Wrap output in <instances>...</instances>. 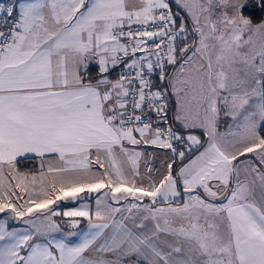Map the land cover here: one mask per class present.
Instances as JSON below:
<instances>
[{
	"label": "snow or ice",
	"instance_id": "1",
	"mask_svg": "<svg viewBox=\"0 0 264 264\" xmlns=\"http://www.w3.org/2000/svg\"><path fill=\"white\" fill-rule=\"evenodd\" d=\"M248 6L0 0V264H264Z\"/></svg>",
	"mask_w": 264,
	"mask_h": 264
},
{
	"label": "trees",
	"instance_id": "2",
	"mask_svg": "<svg viewBox=\"0 0 264 264\" xmlns=\"http://www.w3.org/2000/svg\"><path fill=\"white\" fill-rule=\"evenodd\" d=\"M245 14L251 15L254 22H258L261 18H264V8L259 6L258 0H249V6L245 9ZM95 69L93 68V72ZM115 75V73H113ZM31 162L26 165L28 168L35 169L36 166H31Z\"/></svg>",
	"mask_w": 264,
	"mask_h": 264
},
{
	"label": "crops",
	"instance_id": "3",
	"mask_svg": "<svg viewBox=\"0 0 264 264\" xmlns=\"http://www.w3.org/2000/svg\"><path fill=\"white\" fill-rule=\"evenodd\" d=\"M147 150L150 151V152L151 151H156V149H154L152 147H148ZM33 165H35L36 167H38V164H36V163H32L31 164V166H33ZM87 202L90 203L91 205H93V207H94V197L88 199ZM80 203H81V201L79 199L77 201H74V202L73 201L61 202L59 204V208H60V210H61V208H64V207H72V208H75V207H78ZM11 226H17V225L10 224V227Z\"/></svg>",
	"mask_w": 264,
	"mask_h": 264
},
{
	"label": "rangeland",
	"instance_id": "4",
	"mask_svg": "<svg viewBox=\"0 0 264 264\" xmlns=\"http://www.w3.org/2000/svg\"><path fill=\"white\" fill-rule=\"evenodd\" d=\"M72 207H64V208H61V211H64V210H69L71 209ZM17 226H20V225H17Z\"/></svg>",
	"mask_w": 264,
	"mask_h": 264
}]
</instances>
